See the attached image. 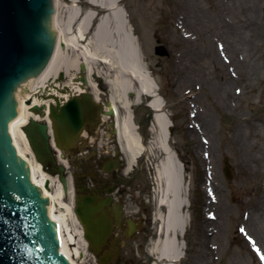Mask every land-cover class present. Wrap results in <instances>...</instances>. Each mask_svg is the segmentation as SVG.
<instances>
[{"label":"rangeland","instance_id":"rangeland-1","mask_svg":"<svg viewBox=\"0 0 264 264\" xmlns=\"http://www.w3.org/2000/svg\"><path fill=\"white\" fill-rule=\"evenodd\" d=\"M80 1L84 10L91 6L88 0ZM227 1L230 23L245 32L244 41L250 44L249 58L240 49L233 52L228 47L224 34L227 29L211 34L221 0L121 1L130 13L142 63L167 102L168 119L173 122L170 127L174 129L170 144L184 166L190 186L191 224L185 236L182 264H264V242L248 221L252 210L264 209V0ZM71 4L59 0L63 27ZM163 50L165 53H160ZM97 65L95 74L105 79L108 69L98 62ZM78 74L76 69L69 74L60 71L49 88L52 82L63 90L68 85L76 92L78 87L71 82ZM49 88H42L40 93L47 94ZM33 91L31 86L20 87L14 96L20 101V95H32ZM142 100L147 107V96ZM156 139L153 133L148 141L152 147L146 153L151 160L143 178L155 195V166L162 158ZM91 143H96L94 149L100 143L111 150L116 142L104 139ZM124 154L127 158L128 154ZM226 157L233 173L230 180L224 172ZM68 171L71 174L73 168ZM154 210L152 235H136L129 248L122 251V256L133 259L134 264L154 261L150 250L158 237L156 199ZM213 212L218 217L216 224L208 219ZM86 251L76 260L97 264L91 249Z\"/></svg>","mask_w":264,"mask_h":264},{"label":"bare ground","instance_id":"bare-ground-1","mask_svg":"<svg viewBox=\"0 0 264 264\" xmlns=\"http://www.w3.org/2000/svg\"><path fill=\"white\" fill-rule=\"evenodd\" d=\"M68 1L72 4L67 9L68 14L63 27L59 18V0H52V2H56L55 7L57 6V12L52 17V26L58 34L57 45L50 57L47 71H41V76L38 75L32 84L27 82V87L34 88L33 94L20 95L18 115L16 119L9 121L10 135L18 154L22 155L28 169H30L29 175L32 182L42 187L44 196L50 197L48 214L51 223L57 226L60 235V252L73 264H81L76 259L86 254L88 244L83 237L82 226L73 211V191L71 190L69 196H64L59 181L56 177L49 175L35 159L25 137L22 128L29 119H41L31 110V106L26 103V100L33 99L34 105H49L55 98H58L61 103L65 102L72 97L71 89L63 90L52 82L53 87L49 88L50 81H53L60 71L69 74L71 69L80 70L81 61L87 64L86 67L90 76L95 75L94 70L97 68L98 62L109 71L105 72V79L108 86L112 88V103L116 104L119 99L120 102H118L126 111L125 116L116 118V125L121 149L128 154L129 168L144 152H148L152 147L149 142H144L131 112L128 113L129 109L132 105L141 102L142 96L145 95L148 98L149 107L154 110L153 133L157 136V148L162 158L155 166L158 237L150 251L155 260L154 264L182 262L186 249L183 238H185L191 224V216L188 211L190 186L184 172V166L168 146L170 121L164 110L166 107L165 99L156 93L160 88L142 63L137 38L132 32L121 0H88L94 7H89L87 10L81 9L80 0ZM226 5L228 10H226ZM95 7L100 8L99 10L103 13L97 15ZM229 9V2L221 0L219 12L211 25V34L218 35L217 32L220 28L227 29L224 34L227 35L228 47L233 52L235 49H240L249 58L250 44L244 41L245 32L237 26L235 27V23H230L228 19V15H231ZM192 18L197 19L196 16H192ZM220 23H223L224 26L221 27ZM245 24L249 27L250 21ZM70 50L73 52L71 53ZM71 83L77 85L78 88L81 87L78 79ZM90 86L99 95L97 84L91 81ZM45 87H48L50 91L47 94L40 93L41 89ZM129 93L132 97H129ZM134 98L136 101L131 100ZM67 197L68 200L66 201ZM263 214V208L258 209V211L252 210L248 218L250 226L254 227L253 230L262 243L264 242ZM217 218L215 212H213V216H208V219H212L214 224L217 223Z\"/></svg>","mask_w":264,"mask_h":264},{"label":"water","instance_id":"water-1","mask_svg":"<svg viewBox=\"0 0 264 264\" xmlns=\"http://www.w3.org/2000/svg\"><path fill=\"white\" fill-rule=\"evenodd\" d=\"M54 13L52 0H0V264H72L60 252L57 226L48 214L50 197L32 182L30 169L18 154L9 131L10 119L18 115L15 91L27 88L35 75L47 71L57 39L52 26ZM55 99L56 104L50 103L49 107H31L47 122L31 118L22 130L42 168L59 175L63 192L68 194L65 167L58 165L50 147L49 119L56 145L67 152L81 140L85 127L95 128L100 106L91 94L77 95L63 103ZM111 166H119V161L114 160ZM224 172L229 180L233 178L228 158ZM111 201V197L76 196L74 212L95 254L100 253L114 226L122 222V206L108 208ZM105 209H110L111 216L104 213ZM129 225L133 227L131 221ZM100 261L107 263L103 258Z\"/></svg>","mask_w":264,"mask_h":264},{"label":"flooded vegetation","instance_id":"flooded-vegetation-1","mask_svg":"<svg viewBox=\"0 0 264 264\" xmlns=\"http://www.w3.org/2000/svg\"><path fill=\"white\" fill-rule=\"evenodd\" d=\"M100 12L99 9L96 10L97 15H100ZM127 18L130 22L131 17L128 9ZM75 79L79 80L81 87L76 92L71 91L72 96L91 94L101 107L100 118L95 128L87 126L81 134L82 142L69 153H63V156L68 158L67 170L73 168L70 175L77 195L91 196L98 199L99 197H111L112 202L108 208L120 204L124 209L121 225L114 228L113 234L97 256V264H134L133 259H125L122 256V251L129 248L130 241L136 235L142 233L148 236L152 235L151 228L154 227V201L156 195L152 193L150 183L143 181L147 173V163L151 159L149 153L144 152L132 164L131 168L127 166L126 156L117 144L119 136L116 125V118L125 116L126 111L121 105L112 103L107 81L99 73L90 76L88 70L84 69V65L81 64L79 74ZM91 81L97 84L99 95L90 86ZM65 86L64 90H68V85ZM130 96L132 97L129 93ZM166 109L168 110V107ZM130 112L133 120L137 123V128L144 142H148L153 135V109L148 105L146 107L141 101L132 105L128 113ZM104 139L116 142L115 146L108 150L106 149L108 147H104L99 143L97 149L93 148L96 143L91 144V141L99 142ZM114 160H119V166H111ZM127 168L128 171H126ZM127 212H131V214H127ZM104 213L111 216L110 209H105ZM130 221L133 227L129 225ZM117 251L118 254H116ZM102 258L107 263H100Z\"/></svg>","mask_w":264,"mask_h":264}]
</instances>
